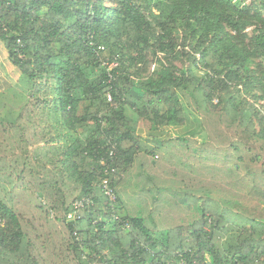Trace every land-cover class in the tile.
Listing matches in <instances>:
<instances>
[{
  "label": "trees",
  "instance_id": "1",
  "mask_svg": "<svg viewBox=\"0 0 264 264\" xmlns=\"http://www.w3.org/2000/svg\"><path fill=\"white\" fill-rule=\"evenodd\" d=\"M0 41V264H264V0H0Z\"/></svg>",
  "mask_w": 264,
  "mask_h": 264
},
{
  "label": "rangeland",
  "instance_id": "2",
  "mask_svg": "<svg viewBox=\"0 0 264 264\" xmlns=\"http://www.w3.org/2000/svg\"><path fill=\"white\" fill-rule=\"evenodd\" d=\"M177 63L181 64V61L179 60ZM153 68H154V64L152 62L151 65L149 66V70H152ZM198 73L200 74L201 71H198ZM18 76H19V73L17 72L15 67L12 66L10 62L8 61L5 47L3 43L0 41V91L5 90L9 86H11L13 82L17 81ZM38 119H39V116H34V125L36 127L37 132L42 133L41 130L43 129V126L42 124H39V121H37ZM16 129H18V127ZM146 132H147L146 130H143V133H142V140L144 142L146 140V137H145V135L147 134ZM176 132L177 133H180V132L187 133L191 135L192 137L198 138L199 140H204L207 138V133H206L204 126L202 125L201 120L191 114L189 115L188 125L185 127H179ZM34 140H32L30 144L32 143L34 144L35 143ZM8 159L9 158H7V160Z\"/></svg>",
  "mask_w": 264,
  "mask_h": 264
},
{
  "label": "built area",
  "instance_id": "3",
  "mask_svg": "<svg viewBox=\"0 0 264 264\" xmlns=\"http://www.w3.org/2000/svg\"><path fill=\"white\" fill-rule=\"evenodd\" d=\"M104 64L109 65V68L111 69L113 67H117L119 65V62L117 59H115L113 61L107 60V61H104ZM109 76H113V74L110 73ZM107 97H108L109 101H111L113 99V96L110 92L108 93ZM103 191H104L105 195H107L112 201H114L116 199V194H115L113 188L108 184V182L104 183ZM89 203H92L90 197H82L81 199L78 198L74 202V209L69 212L68 218L71 220H74L75 218H77L79 210L81 208L85 207V205L89 204Z\"/></svg>",
  "mask_w": 264,
  "mask_h": 264
},
{
  "label": "crops",
  "instance_id": "4",
  "mask_svg": "<svg viewBox=\"0 0 264 264\" xmlns=\"http://www.w3.org/2000/svg\"><path fill=\"white\" fill-rule=\"evenodd\" d=\"M143 133V132H142ZM147 134L145 135L146 137V140H145V144H147V146L151 143H153V141H155V139L158 137V136H163L165 137V132L164 131H151L150 133L149 132H146Z\"/></svg>",
  "mask_w": 264,
  "mask_h": 264
}]
</instances>
